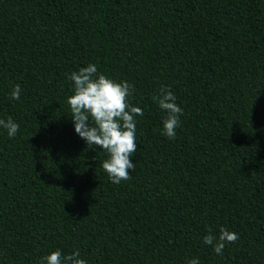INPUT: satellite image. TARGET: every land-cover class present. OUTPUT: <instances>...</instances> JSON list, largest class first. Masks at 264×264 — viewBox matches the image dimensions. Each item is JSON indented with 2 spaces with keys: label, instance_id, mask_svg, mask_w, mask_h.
Segmentation results:
<instances>
[{
  "label": "trees",
  "instance_id": "obj_1",
  "mask_svg": "<svg viewBox=\"0 0 264 264\" xmlns=\"http://www.w3.org/2000/svg\"><path fill=\"white\" fill-rule=\"evenodd\" d=\"M89 64L134 85L137 151L112 183L68 97ZM22 91L10 99L14 85ZM183 109L175 139L153 100ZM0 264H264V0H0ZM238 234L222 255L204 237ZM46 264V262H45Z\"/></svg>",
  "mask_w": 264,
  "mask_h": 264
},
{
  "label": "clouds",
  "instance_id": "obj_2",
  "mask_svg": "<svg viewBox=\"0 0 264 264\" xmlns=\"http://www.w3.org/2000/svg\"><path fill=\"white\" fill-rule=\"evenodd\" d=\"M73 82V95L68 97L75 132L90 146L95 145L108 154L102 162L103 170L109 180L120 184L132 178L129 170L135 171L132 156L137 151L136 116H142L140 107L129 104V97L135 87L127 81L117 82L107 75L98 72L97 66L89 64L78 71H73L69 77ZM19 84L14 85L10 99L19 100L21 94ZM153 100L159 109L166 113L163 119V134L175 139L176 129L180 125L183 109L176 103L175 94L162 87L159 95ZM0 127L6 129L9 138H14L19 131V124L12 118L0 119ZM239 236L226 228L220 229L219 238L211 233L204 237L206 245L214 246L217 255H222L228 243H235ZM87 264L80 258L79 249L72 254L63 255L56 250L42 258L41 264ZM187 264H199L198 259H191Z\"/></svg>",
  "mask_w": 264,
  "mask_h": 264
}]
</instances>
